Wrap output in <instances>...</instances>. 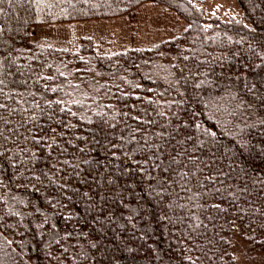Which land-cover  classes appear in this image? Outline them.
Here are the masks:
<instances>
[{"label": "trees", "instance_id": "16d2710c", "mask_svg": "<svg viewBox=\"0 0 264 264\" xmlns=\"http://www.w3.org/2000/svg\"><path fill=\"white\" fill-rule=\"evenodd\" d=\"M0 0V264L264 261V0ZM149 47L31 39L144 4Z\"/></svg>", "mask_w": 264, "mask_h": 264}, {"label": "rangeland", "instance_id": "374dc122", "mask_svg": "<svg viewBox=\"0 0 264 264\" xmlns=\"http://www.w3.org/2000/svg\"><path fill=\"white\" fill-rule=\"evenodd\" d=\"M203 7L209 13L220 14L224 19L240 13L235 0H206ZM185 26L172 12L147 3L114 20L35 25L31 30V39H44L57 46H66L72 36L92 37L100 43L102 49L116 50L126 47H149L158 41L172 38L183 31ZM244 250V243L237 239L235 254L239 264H264L261 256L248 261Z\"/></svg>", "mask_w": 264, "mask_h": 264}, {"label": "snow or ice", "instance_id": "6c2138e0", "mask_svg": "<svg viewBox=\"0 0 264 264\" xmlns=\"http://www.w3.org/2000/svg\"><path fill=\"white\" fill-rule=\"evenodd\" d=\"M36 3H41V0H36ZM4 105H0V107H3Z\"/></svg>", "mask_w": 264, "mask_h": 264}]
</instances>
